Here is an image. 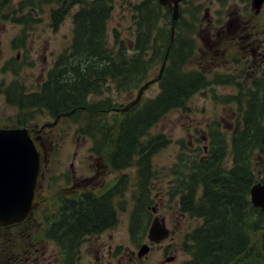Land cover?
Segmentation results:
<instances>
[{"label":"trees","instance_id":"1","mask_svg":"<svg viewBox=\"0 0 264 264\" xmlns=\"http://www.w3.org/2000/svg\"><path fill=\"white\" fill-rule=\"evenodd\" d=\"M43 1L56 3L51 12V26L57 29L71 9L68 0ZM10 2L0 0L3 6L10 5ZM32 2L42 5L40 0H31L25 1L22 7L33 5ZM82 3L73 15L74 32L70 47L58 56L40 91L32 93L27 104L45 107L54 117L72 112L71 117L76 122L82 118L85 121L82 127L91 137L96 154L104 149L114 154L116 162L142 166L135 184L138 188L135 192L137 206L131 227L135 239L147 226L138 228L141 217L149 214L147 206L154 175L152 155L170 142L163 134L151 135L150 130L169 111L187 107L193 94L205 89L209 83L202 73L185 67L189 58L186 51L177 64L173 42L168 56L170 64L160 80L161 92L130 108L116 123H109L107 114L114 107L112 89L119 93L138 89L153 64L163 61L170 38L169 34L164 36V29L159 26L157 6L146 7L144 2L136 7V35L131 45L117 34V30L113 40L109 39L108 23L112 12L109 0ZM159 43L161 45L157 46ZM151 48L155 50L153 57H149ZM263 117L262 103L254 98L247 103L244 125L238 122L230 139L218 128L219 125L210 124L208 153L204 158L196 157L190 166L192 171L187 177L178 179L179 191H188L182 196V209L202 219V223L190 233L194 257L191 264H240L248 257L243 254L255 248L251 234L253 228L244 223L239 210L241 196L249 201L250 189L258 181L256 170L260 167L264 170V162L253 160L255 154L264 153ZM228 159H231V166H228ZM122 184L121 180L120 186ZM198 189L202 190L201 197L196 195ZM99 199L87 194L85 203L77 199L68 206L70 241L65 238L70 243V252L65 254L67 264L69 261L74 263L75 250L84 235L100 233L104 228L103 221L110 216L111 210H107V205L101 204ZM113 218L116 224L118 217L115 213ZM18 227H0L3 231L0 233V264H26L24 247L26 250L31 238H40L30 227L31 235L24 233L26 228L19 231ZM41 231V236L50 238L48 222ZM62 247L66 249L67 244L63 243ZM241 253L239 262L236 258Z\"/></svg>","mask_w":264,"mask_h":264},{"label":"rangeland","instance_id":"2","mask_svg":"<svg viewBox=\"0 0 264 264\" xmlns=\"http://www.w3.org/2000/svg\"><path fill=\"white\" fill-rule=\"evenodd\" d=\"M25 1L31 0H11L10 5L5 6L0 4V18L3 20H6L4 18L5 16L15 17L16 14L21 15L22 13L27 15V17H24L26 20L23 19V24L13 23L11 21L0 24V31H2V55L0 63H2L5 58H11L12 60L13 57H15L17 49H12L13 44L9 40V37L20 36L21 41L17 42L16 46L21 50V56L19 57L20 61L15 62L12 60V64H22L17 68L20 72H23V84L25 85V89L28 92L34 93L40 90V82L45 80L44 70L55 63L57 57L70 47L74 32L73 15L79 9L80 5L72 8L60 26L54 29L51 26L50 15L56 3L40 5L32 2L33 5L22 7ZM140 1L141 0L114 1V6H111L112 12L108 23V35L110 40H113V34L115 30H117V34L120 35L121 38L128 40L131 45L133 44L136 35L133 11H135V7L137 6L134 7L133 3H138ZM21 9H23L22 12H20ZM160 19L159 26L168 31V33H163L164 36L166 37L169 34L170 38L165 20L161 18V16ZM194 35L199 43L198 46L201 45L202 42L196 36V32L190 34L186 43L192 41L195 44V48H197ZM160 45V43L157 44V46ZM193 48L194 46L189 52H192ZM163 52H165V49ZM154 53L155 50L153 49L152 51L151 48L149 57H153ZM188 63L190 65V61ZM169 64L170 62L168 65ZM161 65L162 60L155 62L150 73H148L146 78L141 82V85L145 83L147 79L157 76ZM0 73L1 76H3L6 71H1ZM236 78L239 77L232 75L230 77V83L215 84L200 90L190 98L187 107L169 111L150 130L151 135L163 134L170 142L152 155L151 168L154 171V175H152L153 181L151 182L152 187H150L152 191L150 192L151 194L147 206L149 214L143 215L140 219L141 223L138 225V228H142L147 224L143 234L142 232L138 233L134 239L131 233V227L134 223L131 215L135 212L137 206L135 192H137L138 188H136L135 184H137L139 180L137 177L138 168L137 166H132L128 168L130 172L129 178H126L125 182L122 180L123 184L119 188L121 193L118 198V224L115 226V229L99 236L89 235L84 238L82 243L75 250L76 255L74 263L70 262V264H106L105 261L108 258V254L106 250L101 247L104 241L108 243L113 241L112 243L115 245L113 248V255L119 257L121 261L119 264H132L130 263L132 255L137 257L140 246L148 242L147 235L152 219L154 218L152 207L156 205L159 206V213L166 218L168 225L171 227L172 235L161 244H156L148 253V258L140 264H171L172 262L167 260V258L171 256H175L177 262L191 264L188 263L191 258V251H193L190 233L201 224L202 219L191 213L184 214L185 212L182 211L180 207L181 192L179 191L180 183L178 179L187 177L192 171L190 166L196 157L204 158L207 154L206 150L207 148L209 149L207 146L211 144V134L208 129L210 124H213L215 127L219 125L218 128L229 135V139L234 130V126L237 125L238 122L240 125H244L246 109L240 97L242 89L237 84L239 81L238 79L235 80ZM160 91V82L151 84L143 94V101L148 98L156 97ZM137 92L138 89L127 93H119L117 90L112 89L111 94L113 101H111V103L114 107H123L136 97ZM26 111L28 115L25 117L28 118L29 116L35 119L33 123L36 124L47 121L52 122L54 120V117L42 113L38 108H26ZM124 117L125 112L122 111L112 110L107 114V120L109 123L113 124ZM68 121L69 119H63L55 127L57 133L61 131V128L65 126L68 127L65 134L61 136L55 133L54 129L46 130L51 132V134H57V139L51 146L53 148L51 158L57 160L58 158H62V160L66 162L64 174H69L68 165L69 162H71L70 155L75 153L73 164H71L72 171L77 176L81 174L88 176V188H94V190L99 191V188L107 185L114 176L105 174L103 171H96L94 164L95 162H102V156H109V152L102 149L103 152L101 154H96L93 151V141L90 136L84 133V130H82V132L78 131L77 133L80 135L76 134L75 136L77 128L80 129L84 128L82 126H85L83 118L80 122L73 123L71 121V126ZM262 121L264 126V120L262 119ZM42 130L43 129H41V131ZM75 137H79L76 139V142L73 141ZM257 154H255L254 158H256ZM257 161L261 163L264 162V153L260 155ZM228 162V166H231V159H228ZM62 167L63 165L60 167L61 173ZM256 174L257 180L264 179V170L261 171V169H257ZM63 179L62 177V181ZM65 185L68 187L71 184L66 181ZM184 192L187 193L188 191L184 190ZM63 194L61 189L57 192L56 196L54 195V198L60 197ZM196 195L197 197H201L202 190L198 189ZM47 198H50V195H47ZM48 201L49 200L35 212L38 221L35 220V216L28 220V226H32L35 230V234L40 236V238L34 240V246H31L32 240L29 241L26 246L28 256L31 252L36 253V260H34L33 264H57L54 246L50 245L49 239L41 236V229L47 226L46 217L49 216L47 213ZM42 218L43 223L39 226L38 224L42 222ZM28 226L24 233L29 234L30 230ZM252 228L254 231L257 229L255 225L252 226ZM1 232L3 231L0 230V233ZM261 239L263 238L261 237ZM252 240H256V234H253ZM1 246L2 245H0V247ZM262 259H264V257ZM261 261L262 260L255 257H247L243 258L240 264H264V261Z\"/></svg>","mask_w":264,"mask_h":264},{"label":"flooded vegetation","instance_id":"3","mask_svg":"<svg viewBox=\"0 0 264 264\" xmlns=\"http://www.w3.org/2000/svg\"><path fill=\"white\" fill-rule=\"evenodd\" d=\"M40 1L42 4H46V2L43 0ZM85 1L88 0H68L67 4L72 9L83 4L82 2ZM114 1L115 0H109V3L112 7L114 6ZM144 2L146 3V7L152 8V6H157L159 8L157 10L159 21L161 20L160 16L165 20L166 28L169 30L171 40L176 45L174 47V52L177 55V64H180L183 59V53L186 51L189 54L187 62L190 61V65L187 63L185 67L188 70L196 71L206 76V80L209 83L207 87H211V85L215 84L230 83V77L232 75L239 77L235 80L238 79L239 82L237 84L242 89L240 97L244 102L245 109L247 108L248 101L253 100L254 98L260 100L264 108V0H180L178 3H176L175 0H166L165 4H162L160 0H141L140 2L133 4L135 7L136 5L138 6ZM136 7L135 11H133V18L135 20L137 15ZM176 7L177 11L175 9ZM22 10L23 9H21L20 12H22ZM24 17H27V15L24 13L21 15L16 14L15 17L5 16L4 18L6 20L0 18V24L6 21L23 24L24 20H26ZM164 32L168 33L167 29H164ZM193 32H196V36L202 42V44L198 46L199 43L194 35V38H196L197 48H195V44L192 41L186 43V40ZM9 40L13 44L12 49H17V54L12 60L18 62L20 61L19 57L21 56V50L16 46L17 42L21 41V38L20 36H11L9 37ZM1 44L2 31H0V59L2 55ZM193 46V51L189 52ZM171 49L172 47H168L167 49L166 54L168 56ZM12 60L11 58H5L4 61L0 63V72L6 71L3 76H1L0 73V127L10 128L32 126L41 128L43 124L51 121L43 122L41 124L33 123L35 119H32L29 116L28 118L25 117V115H27L26 108H38L42 113L47 114L50 117L54 116L45 107H33L27 104V99L30 98L32 92H28L25 89V85L23 84V72H20L17 68L22 64H12ZM169 62L170 61L168 57L167 66ZM54 65L55 63L44 70L45 74H43L45 80L40 82V89L43 86V83L47 80L48 73L54 67ZM195 94H193V96ZM71 115L72 112L66 115H61L54 126H47L34 136V139L39 143L44 152L40 179L37 185V190L42 196V201L37 209H35L27 219L20 223L11 224L14 225V227L21 225V227H18V229L19 231H23L24 228H27L28 226V220L34 217L35 212L39 210L44 204H46L47 200H49L47 211L49 216L46 217L48 219V221H46L48 222L50 238L47 239H49L50 245L54 246L55 248L54 251H56L57 264H67L65 254L70 252V243H68L67 239L70 241V228H68L70 208H68V206L71 204V202L80 199L85 203L87 194H92L96 197H99L100 203L106 204L108 207L107 210L110 209L111 213L110 216L106 217V219L103 221V230L100 233L90 234V236H99L108 231H113L115 226L118 224V222L114 224L113 215L115 213V215L118 217L120 182L121 180H124L125 182L126 178H129L130 172L128 171V168L137 166V177L142 171V166L140 164L136 165L132 164V162L122 164L120 162H116L114 154L112 153L109 154V156L103 155L102 162H95L94 168L96 171H103L105 174H110L114 177L107 185L100 187L99 191H96L94 188H88V176H84V174L77 176L72 171L71 164H73V159L76 155L75 153H72L70 155L71 162H69L68 165L70 173L64 174L66 162L62 160V158H58L59 161L57 159L51 158V152L53 151L51 146L55 143L57 134L61 136L68 130V127L65 126L60 129V132H56L57 129L55 127L58 125V123H60V121L63 119H69V125L71 124V121L73 123L76 122L74 118L71 117ZM55 118L56 117H54V119ZM262 119L264 120V117ZM47 129H54L55 133L57 134H51V132L46 131ZM82 130H84V128H77L75 136L76 134L80 135L77 132H82ZM77 138L75 137L73 141L76 142ZM206 152L208 153V148ZM260 155L261 154L259 153L257 154L256 158H253L254 162H258L257 160L259 159ZM106 159L108 162H105ZM62 165L63 167L61 173L60 167ZM62 177L64 178L63 181ZM66 181H68V183L71 185L66 187ZM61 189L64 194L60 197L54 198V195L56 196L57 192ZM180 192V207L183 208L182 196L185 194V192L184 190ZM46 194L48 196L50 195V198H47ZM249 201L250 207L248 205ZM249 201L247 197L241 196L239 212L241 213L245 224L256 226L257 229L255 231L252 230L251 233L256 234V240H252L255 244V248L250 250L248 254L244 253L243 256L247 257L248 255V257H255L264 261V259H262L264 257V238L261 239V235L264 233V210L254 205L251 201V197H249ZM152 210L154 216L160 215L165 219L167 227L172 232V229L168 225L166 218L159 213V206H153ZM182 211L185 212L183 209ZM186 213L189 212H185L184 214ZM43 218L42 222L38 224L39 226L42 225ZM35 220L38 221V217L35 216ZM28 227H30L32 231H35L32 226L29 225ZM42 229L45 230V228ZM61 236H64L63 239ZM88 236L89 235H84V238ZM30 241L31 246H34V239L31 238ZM82 241L79 242V245L82 243ZM76 242H78V240H76ZM112 242L108 243L107 241H104L101 244V247L104 248L108 254V258L105 263L119 264L121 263L119 257H115L113 255V248L115 245ZM63 243H65V245L67 244L66 249H63ZM155 245L156 244L153 243L150 244L149 252ZM23 253L25 257L23 260L26 262V264H33L34 260H36V253L31 252L29 256L27 250H23ZM148 253L143 256L138 254L137 257L132 255L130 263L140 264L144 262V260L148 258ZM241 256L242 253L236 258L239 262H241ZM192 257L193 256L191 254V258L188 263L191 262ZM167 260L172 262L171 264H186L184 262H177L175 256L168 257Z\"/></svg>","mask_w":264,"mask_h":264},{"label":"water","instance_id":"4","mask_svg":"<svg viewBox=\"0 0 264 264\" xmlns=\"http://www.w3.org/2000/svg\"><path fill=\"white\" fill-rule=\"evenodd\" d=\"M175 1L178 3L180 0ZM160 2L165 4L166 0H160ZM175 9L177 11V7ZM166 60L167 55L159 75L146 82L139 89L136 99L121 110L126 111L140 102L144 90L161 78ZM53 125L54 123H47L43 125V128ZM40 131L41 129L33 127L0 128V226L24 220L41 201L40 193L36 191V187L43 152L33 139V135ZM262 142L264 145V136ZM250 195L252 203L264 210V182L253 184ZM170 235L171 230L167 227L165 219L160 215L154 216L148 231V240L160 243ZM149 249L148 243L142 244L139 255L147 254Z\"/></svg>","mask_w":264,"mask_h":264}]
</instances>
